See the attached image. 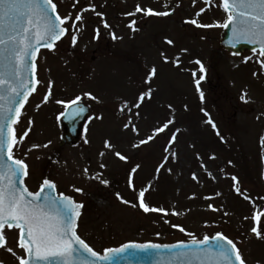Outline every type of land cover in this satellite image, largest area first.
Returning a JSON list of instances; mask_svg holds the SVG:
<instances>
[{"label": "rangeland", "instance_id": "obj_1", "mask_svg": "<svg viewBox=\"0 0 264 264\" xmlns=\"http://www.w3.org/2000/svg\"><path fill=\"white\" fill-rule=\"evenodd\" d=\"M53 2L61 17H70L64 23L68 31L54 49L40 50L36 60L40 83L13 125L18 138L28 132L13 151L29 166L25 179L29 188L34 189L41 177L48 178L83 202L78 232L98 252L127 241L172 243L224 232L238 245L246 264H264V239L251 231L257 227L264 232V67L259 62L264 57L223 51L218 42L222 27L189 22L223 24L227 13L219 1ZM138 4L169 14L135 12ZM201 8L205 10L200 12ZM77 14L82 20H75ZM132 21L134 28L129 26ZM197 59L205 66L204 73ZM153 67L156 73L150 76ZM201 75L203 100L195 84ZM49 82L51 95L43 102ZM88 92L97 99L83 95ZM142 93L143 102L134 107ZM77 96L90 105V116L79 142L60 148L58 115ZM169 120L172 123L154 135V129ZM105 141L112 147L105 148ZM161 164L164 167L157 172ZM96 175L99 180L93 178ZM130 176L134 187H129ZM73 186L83 191L76 192ZM141 189H146L148 205L150 194L165 196L166 202L159 198L149 206L166 209L167 215L133 207ZM117 193L131 203H123ZM174 223L183 224L185 231L176 230ZM3 232L6 244L0 248V264H19L23 253L16 231Z\"/></svg>", "mask_w": 264, "mask_h": 264}, {"label": "snow or ice", "instance_id": "obj_2", "mask_svg": "<svg viewBox=\"0 0 264 264\" xmlns=\"http://www.w3.org/2000/svg\"><path fill=\"white\" fill-rule=\"evenodd\" d=\"M193 3H195V0H193ZM205 3L208 4L209 0H205ZM219 6L227 13L223 24L216 22L214 25H199L196 19L189 22L199 27H228L231 25L234 40L258 44L259 56L264 57V0H222ZM204 10V8H201L200 12ZM142 11L146 15L169 14L168 12L154 13L153 9L148 8L145 10L138 4L135 12ZM200 12L197 13V16L200 15ZM133 14L128 13L127 15ZM69 18L68 16L61 17L58 14L57 5L53 0H0V55L6 54L11 61V75L14 78V81L5 79L4 74L0 73V87H7L10 92L7 103L0 104V121H8L7 136H5L3 124L0 123V247L6 244L3 232L5 224L8 228L15 227L19 229V247L27 253L26 258L18 257L19 264H77L75 257L78 252L86 254V256H81L79 264H103V262L112 260L114 255L125 253L129 249L146 250L161 247L151 243H128L115 249L106 248L103 253L98 252L82 239L76 230L77 220L81 214L80 210L83 207L82 203L76 202L71 196L63 192L55 194L56 184L48 178L43 179L39 189L35 192L30 191L24 184V177L29 175V166L25 159L15 157L13 149L23 141L28 132L26 131L23 136L18 138L13 125L19 122L22 115L21 109L27 102L28 97L37 91V85L40 83L36 79V53L40 47L54 49L55 41L59 40L68 31L63 25ZM75 20H82V16L77 14ZM134 25L135 21H132L129 26L134 28ZM105 27H108L107 23H105ZM114 38L116 37L114 36ZM71 39L73 45H75L76 35H73ZM166 42L169 45L174 44L171 39L166 38ZM182 51H187V49H182ZM252 51L255 53L256 49L253 48ZM29 56L32 59L31 63L28 61ZM165 60L167 61V57H165ZM259 62L264 67V60ZM175 63L178 65L179 59ZM195 63L200 65L201 73L206 71L205 66L199 59ZM26 70H30L32 74L31 79L27 81L24 76ZM155 73L156 69L153 67L149 75L154 76ZM193 76L195 78V72H193ZM204 79V75L195 79L196 89L200 93L201 100L204 99V93L200 89V83ZM50 95L51 82H49V91L44 96L43 102H47ZM83 95L94 100L97 99L90 92ZM16 97H21V99L17 101ZM245 97L246 94L242 95L241 100H245ZM144 98L145 95L142 93L134 107L138 108ZM3 100H5V97L0 95V101ZM80 100L81 97L77 96L68 104L75 105ZM57 103L65 102L57 101ZM13 105H16V107L14 108ZM121 110H123V107ZM84 111L83 107H66L61 116L73 121ZM7 113H14V115L9 116ZM171 123L172 121L169 120L161 127L154 129V135L164 131ZM29 124H31V121H29ZM125 127L127 128L128 125L126 124ZM213 127L215 128L214 124ZM133 130L136 131L135 128ZM154 135L147 137L146 140H141L140 144L152 140ZM175 139L176 137L173 135L171 142H174ZM261 143L264 144V137H261ZM104 146L105 148L112 147L109 141H105ZM133 146L138 147V145ZM32 147L40 146L32 145ZM100 155L102 156L104 153L101 152ZM115 155L121 160H127V157L120 152H116ZM175 155L173 153V156ZM101 167H105V165L102 164ZM137 167L139 166L137 165ZM162 167H164L163 164L157 168V172ZM135 170L134 168L132 171L135 172ZM84 172L87 174L88 169L85 168ZM93 178L99 180L100 176L96 175ZM192 178L194 180L198 179L196 173L192 174ZM232 179L237 180L236 177H232ZM101 183L107 185L109 182L101 180ZM128 183L129 187H134L131 176ZM73 189L76 192L83 191L75 186H73ZM145 191L146 189H141L138 193L139 205L133 204L132 206H138L145 213L163 212L167 215L166 209L150 207L145 203ZM235 191L239 193L240 189L235 187ZM117 197L125 204L131 203L120 197L118 193ZM208 207L212 208L213 206L209 205ZM173 214L180 215L175 210H173ZM259 215L260 213H257L253 219H256ZM172 226L179 228L180 231H185L179 225ZM251 231L257 238L264 239V232L257 227H252ZM189 235L192 234L189 233ZM210 240L216 242L215 246L219 249L216 255L219 261H223L224 264H233L234 260L236 264H246L236 243L221 232H217L212 237L206 235L203 240L193 238L192 243L203 245L208 244ZM7 251L12 252L13 250L9 247Z\"/></svg>", "mask_w": 264, "mask_h": 264}, {"label": "water", "instance_id": "obj_3", "mask_svg": "<svg viewBox=\"0 0 264 264\" xmlns=\"http://www.w3.org/2000/svg\"><path fill=\"white\" fill-rule=\"evenodd\" d=\"M219 44L222 49L230 51L234 54H240L245 50L252 51L253 48L259 50L258 44L248 43L243 40H234L233 29L231 25H229L228 27H224L223 31L220 34ZM28 61L29 63L32 62L31 56H29ZM0 73L4 74L5 79L14 81V78L11 75V61L8 59L6 54L0 55ZM31 75L32 74L30 70H26L24 72L26 81L31 79ZM21 91H23V89H21ZM0 95L5 97V100L0 101V104H6L7 97L10 95L7 87H0ZM20 99L21 97H16L17 101H19ZM13 107L15 108L16 105H13ZM78 107H83L85 111L81 115L76 117L73 121H70L65 116H61L60 123L63 128V134L60 141L61 145L65 143L74 144L78 140L79 134L82 130L83 121L87 115V108L81 104L69 106V108ZM7 115L12 116L14 115V113H7ZM0 123L3 124L4 133L5 136H7L8 121L2 120L0 121ZM215 245L216 242L210 240L208 244L203 245L186 242L182 244L177 243L172 245H160L161 247L148 248L146 250L129 249L125 253L114 255V258L112 260L103 262V264H215L216 261H219V258L216 255L219 249ZM81 256H86V254L80 252L77 253L75 257L77 264H79ZM233 264H236L234 260Z\"/></svg>", "mask_w": 264, "mask_h": 264}, {"label": "trees", "instance_id": "obj_4", "mask_svg": "<svg viewBox=\"0 0 264 264\" xmlns=\"http://www.w3.org/2000/svg\"><path fill=\"white\" fill-rule=\"evenodd\" d=\"M154 194H155V193L149 195V205H150V206H152L153 204H155V203H154L155 200H158L159 198H161V196H159V194H156V195H154ZM169 199H170V196H169ZM170 201H171V199H170ZM164 202H166V200H165V196H164L163 198H161V203H164ZM137 205H138V204H137ZM137 207H138V206H137ZM152 214H153V213H152ZM150 215H151V213H150ZM177 216H179V215H177ZM172 225H179V226L185 228L184 225H183V224H180V223H174V224H172ZM175 229H176V227H175Z\"/></svg>", "mask_w": 264, "mask_h": 264}, {"label": "flooded vegetation", "instance_id": "obj_5", "mask_svg": "<svg viewBox=\"0 0 264 264\" xmlns=\"http://www.w3.org/2000/svg\"><path fill=\"white\" fill-rule=\"evenodd\" d=\"M65 146H73V145H64V146H59V147H60V148H61V147L63 148V147H65ZM37 186H38V185H37ZM36 188H37V187H36ZM36 188H35V189H36ZM57 190H58V189H57ZM58 192H61V191L58 190ZM66 194H67V193H66Z\"/></svg>", "mask_w": 264, "mask_h": 264}]
</instances>
